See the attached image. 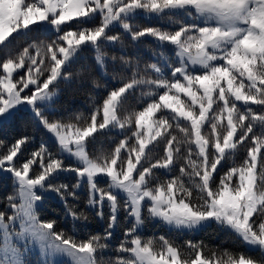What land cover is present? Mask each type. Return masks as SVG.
I'll return each mask as SVG.
<instances>
[{
    "label": "snow or ice",
    "instance_id": "6c2138e0",
    "mask_svg": "<svg viewBox=\"0 0 264 264\" xmlns=\"http://www.w3.org/2000/svg\"><path fill=\"white\" fill-rule=\"evenodd\" d=\"M86 75L90 111L58 107ZM25 119L0 264H264V0H0V132ZM212 222L248 251L178 242Z\"/></svg>",
    "mask_w": 264,
    "mask_h": 264
},
{
    "label": "trees",
    "instance_id": "16d2710c",
    "mask_svg": "<svg viewBox=\"0 0 264 264\" xmlns=\"http://www.w3.org/2000/svg\"><path fill=\"white\" fill-rule=\"evenodd\" d=\"M138 23H147L150 26H156L159 25V21L156 19H152L150 21H145L143 17L138 18ZM33 37H38L40 39H46L47 33L42 32H36L32 34ZM23 41H18V44L20 46L23 45ZM134 50L129 47L128 53L129 55L133 54ZM140 56L144 60H151L152 59V53L151 51L144 47L140 49ZM87 59L81 60L80 64H86V65H93L94 61L92 59L91 53H87ZM80 64H78L76 67H79ZM95 75V72L93 73ZM99 78V77H97ZM86 81V86L83 89H79L73 92H64L61 95L60 103L58 107L61 108H68L72 112H84L87 114L90 111V101H89V91H90V83H87L90 81V77L87 75L83 78ZM100 83H104L103 80H100ZM63 87V86H62ZM256 107V106H252ZM22 134H28L33 135V129L31 127V124L27 119L25 121H17L16 124H14L11 128L5 130L4 132H0V139H4L7 143H13L16 138H19ZM39 140H40V134L36 133V141L34 143H29L24 147V154L21 157V160H23L27 155L39 147ZM6 150V149H5ZM246 155L245 151H241L239 154L238 159H242L243 156ZM61 182L64 183H73L74 175L73 174H64L61 177ZM12 191V181L10 178H7L5 175L0 173V198L6 196ZM3 204H0V207ZM81 207H83V204H81ZM55 209L57 211L53 212L52 210ZM60 212H62V204L59 201L58 198H49L48 203L46 205V218L47 217H55L58 220H60V227L61 228H67L68 225L64 223V221L60 218ZM102 225L98 222H93L89 225V231L90 232H98L102 231ZM119 231L115 232L116 239L112 242L113 247H115L119 243V239L122 238V230L118 229ZM142 235L147 237L151 235H171V233L168 232L167 229L159 227L156 222H152L151 220L146 221ZM186 239H191L193 241H203L205 244L209 245L213 248H220V249H228L233 252H246L248 249L240 244V242L229 232L226 230L221 229L217 224L212 223L210 225H207L206 227L201 228L196 233H187L185 232L183 235L178 237V242H183ZM254 254V253H249Z\"/></svg>",
    "mask_w": 264,
    "mask_h": 264
},
{
    "label": "rangeland",
    "instance_id": "374dc122",
    "mask_svg": "<svg viewBox=\"0 0 264 264\" xmlns=\"http://www.w3.org/2000/svg\"><path fill=\"white\" fill-rule=\"evenodd\" d=\"M0 173L3 174V175H5V174L2 173V172H0ZM9 175H10V174H9ZM50 198H55V197L52 196V197H50ZM0 204H2V203H0ZM4 207H5V205L3 204V205L0 207V210H3ZM151 221H152V220H151ZM152 222H155V221H152ZM156 223H157V222H156ZM212 223H214V222H212ZM212 223H209V224H207V225H210V224H212ZM215 224H216V223H215ZM207 225H206V226H207ZM206 226H205V227H206ZM143 228H144V227H143ZM200 229H201V228H200ZM200 229H199V230H200ZM199 230H198V231H199ZM117 231H119V230H117ZM142 231H143V229H142ZM198 231H196V232H198ZM196 232H194V233H196Z\"/></svg>",
    "mask_w": 264,
    "mask_h": 264
}]
</instances>
